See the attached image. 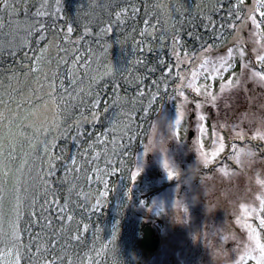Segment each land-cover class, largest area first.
<instances>
[{"label":"rangeland","instance_id":"374dc122","mask_svg":"<svg viewBox=\"0 0 264 264\" xmlns=\"http://www.w3.org/2000/svg\"><path fill=\"white\" fill-rule=\"evenodd\" d=\"M148 1L151 2L147 8L151 24L156 19L159 22L156 28L170 32V42L173 31L179 33L180 47L176 52L180 53V60H176L172 44L166 41L167 47L157 53L167 65L160 70L166 79L161 81L162 76L157 77V71L149 77L148 72L144 75L141 69L135 67L132 71L133 67L130 66L129 77L135 72L142 75V82L147 80L152 89L150 93L157 92L159 88L156 98H162L155 101L150 109L146 104L144 116L135 114L132 117L135 138L131 140L130 149L125 154L114 158L117 182L113 179L116 176L109 180L108 195L98 209L103 214L101 216L110 211L119 215L125 226L139 231V236L143 222L151 221L154 224L161 236L160 248L145 260H141V251H138L136 258L141 260V264H235L244 253L243 245L252 243L248 240V224L260 232V241L264 243V230L259 229L258 220L254 215L247 216L240 208L243 204L248 209L259 210L260 199L264 198V86L261 85L264 83V64L257 59L264 55V23L261 10L256 8L258 0H211L213 5L209 0V5L202 0ZM253 16L257 24L261 25L259 28L252 24L250 17ZM170 20L173 22L172 29L168 26ZM145 27L148 25L143 21L140 27L131 32V43ZM71 36L68 43L69 47H74V53L73 56L68 55L70 59L64 65V72L55 70L57 74L52 75L53 82L42 79L50 88H46L48 86L40 80L34 79L33 83L28 77H0V97L12 95L7 101L0 100V161L5 164L1 174L8 175L10 170L12 174L7 176L9 182L16 180L12 156L29 177L41 179L44 174L43 165H40L43 159L41 153L47 146L53 148L55 144V155H49L50 162L56 159L62 148L63 143L56 142L54 132L65 126L62 121L66 113L62 119H58V105L53 103V96L57 98L59 95L61 82L63 87L70 83L69 74L84 68L81 64L85 51L75 44L78 36ZM116 39L114 42L119 41ZM34 43L41 44V41L37 38ZM37 47L33 45V50L27 48V51L36 52ZM229 49L233 50L230 60L232 68L226 73L222 72L221 80L213 69L219 66L222 56L227 57ZM44 50L47 48L41 49ZM240 51L244 52L243 57L239 56ZM23 54L20 50L13 59L14 63L25 67L30 62L22 58ZM111 57L101 61V67H110L108 62ZM136 58L135 53L132 64L137 61ZM79 59L82 62H78ZM155 59H151L150 64H154L152 62ZM206 60L209 63L202 69L201 65ZM153 68L147 71L152 72ZM168 69H173L171 74ZM95 71L87 72L93 78ZM193 72L198 73V86L207 84L208 90L217 95L215 107L206 103L204 96L195 94L187 87ZM212 76L216 78L212 79ZM230 79H239L241 84L238 87H226L221 92L220 84H227ZM155 81L161 82L155 84ZM95 83L90 84V88H94ZM53 84L57 88L55 93L50 91ZM99 88L103 92L106 90L102 84ZM177 90L184 91L188 98L186 102ZM43 92L51 94L47 97ZM33 97L38 99L37 102L33 100L27 105L25 102ZM8 101H14L13 105ZM196 103H201L202 108L197 109ZM182 104L184 116L177 135H173ZM198 114L205 115L203 122L198 120ZM57 122L60 127L54 131ZM201 123L205 129L203 134L199 131ZM43 129L48 131H38ZM63 131L67 132L66 129ZM130 134L128 132L121 139L129 141ZM96 137L98 140L100 134ZM154 137L165 141L163 151H152L149 147ZM201 144L205 155L212 161L207 168L203 166L197 151ZM220 144L224 145L223 150L217 152ZM11 147H16L19 152H15L17 156L13 155V150L7 151ZM22 150L29 157L24 156ZM240 151L256 155L241 156V162L237 163L236 156ZM213 153L216 155L213 156ZM198 155L201 163L196 166ZM84 157L89 158L91 154ZM165 159L178 176L169 178L163 167ZM87 160L92 163V159ZM120 160L124 161L122 167L119 165ZM220 168H224L225 172H220ZM137 169L139 174L133 180L131 173ZM122 170L126 171V183L120 178L125 176L124 173L118 174ZM190 171L192 179H189ZM112 200L114 206L110 203ZM125 204L127 208L123 210ZM237 218H240V223L236 222ZM222 236H227L228 241H222ZM248 264H255V261L249 260Z\"/></svg>","mask_w":264,"mask_h":264},{"label":"trees","instance_id":"16d2710c","mask_svg":"<svg viewBox=\"0 0 264 264\" xmlns=\"http://www.w3.org/2000/svg\"><path fill=\"white\" fill-rule=\"evenodd\" d=\"M203 1L206 5L212 3L211 0H209V3L207 0H202V2ZM40 2L41 0H27V3H21L16 6V13L11 17H9L7 13L3 14V23L5 27L0 31V77L3 75L5 77L11 76L20 79L28 77L33 83L35 82L34 79H36L48 86L42 79L46 78L53 82L52 75L57 74V70L58 72H64V65L68 63L70 59L68 55L73 56L74 47H69L68 43V40L72 39V34L78 36V40H76L75 44L78 46L80 45L82 51H85V54L83 55V62L80 59L78 60V62H82L81 67L84 68L69 74L70 83L65 87H59L61 91H58L59 95L57 99L61 94H64L65 89H67L68 93L65 95V99L67 100L69 96L78 97V99L72 100V104L78 106L71 107L70 105L67 109L61 107L63 109L62 111L66 113L63 117L64 122L61 120L62 125L65 126L61 127V130L54 132V134L57 138V141H55L60 144L63 143V145L58 153L59 155H56V159H51L50 162L48 160L49 155L51 157L55 153V144L51 143V145L54 144L53 148L47 146V152L43 147L44 151L41 153L43 159L40 160V165L42 164V168L44 169V174H42L43 177L41 179H35V177L32 176L29 177L28 173H26L22 166L17 164V161L11 154L14 160L13 165L16 167V180L14 182H9L7 181V176L9 175L10 177L12 173L8 169L9 174L3 176L1 174V169L4 168L3 165L5 164H3V161H0V183L7 187L5 188L4 186V229L8 233L12 231L11 224L16 221V197L19 195L23 202L20 211L21 220L19 221V225L21 240L24 243H27L31 237L37 234L43 235L47 233L48 229L45 225L48 220L52 221L54 227H59L60 225V220L57 216V206L55 204L50 205L44 203L43 180L51 166L55 165L56 175L47 176L46 178L49 186L54 188L58 193L55 197L57 202L63 203L67 199L68 194L65 185L61 184L60 181L67 170L66 165H70L72 161L75 160L76 166L82 167L85 172H87L89 167L95 169L96 164L90 163L87 159H93L96 153L99 152L101 153V158L97 160V163L101 169H104L108 167V165L104 163L105 159L113 162L116 156L119 157L121 144H131L130 140L124 142V140L121 139L122 136H125V133L128 134L126 125L129 124V114H131V117L135 114L144 116V111L142 109H145V105L148 104V100L151 99L149 93L152 89L147 80L146 82H142L144 77H142V75L139 76L137 72L129 77L130 73H128V70L130 66L133 67L132 71L136 67V69H141L144 75L145 72H148L147 76L149 77L152 76V73L157 71V77H161L163 74L160 70L165 66L159 63L160 57L162 56H158L157 53L164 51L168 45L166 44L167 42L171 43L169 41L171 33L168 31L164 32L169 35L168 37L165 36V39L162 41L158 39L159 34L162 32L159 28H155V35L148 37H142L139 32L134 42H130L129 36L131 32L137 27H140L143 21H145V12L148 13L147 8L151 6V2L148 0H132L135 6L140 9V12L135 18H128L127 16L122 17L123 22L119 24L115 21V12L128 7L129 0H61L60 12L57 13L55 17L51 19L48 17L40 18L45 22L46 30L36 31V28H33L32 35L27 37V42L22 47L16 46L15 43H10L14 41V37L17 34L20 36H25L27 34V28L30 24L34 23L31 17L39 7ZM55 7L56 5L52 4V8L55 9ZM69 18L71 19L68 22ZM52 20H55L54 25L52 24ZM152 22V25L155 26L159 23L156 19ZM172 24L173 22L170 20L168 26L171 29ZM36 27H38V25ZM68 27L73 28V32L70 35H66ZM108 27H111V31H108L106 34L101 33L100 30L102 28ZM86 32L90 34L86 35ZM149 32H152V28H149ZM41 36H43V39H41ZM37 38L40 39L41 44L34 43L37 41ZM115 38L119 41L114 42ZM142 40L144 41L143 43H141ZM77 41H79V43H77ZM33 45H38V50L29 53L27 50L32 49ZM45 48H47V50L41 51V49ZM20 50L24 53L22 58L30 62L29 65L25 67L21 64L14 63L15 60L13 57ZM135 53L137 54V61L132 64L131 59ZM107 57H111V61L108 62L110 67L106 65V67H101V61L105 60ZM154 57H156L152 62L154 64H150V60H153ZM152 67H154V71H147ZM109 68H111V75L105 76L104 73L107 72ZM90 70H97L95 71V75L93 74V78L87 72ZM73 74H75V80L77 82L75 84L71 82L73 81ZM62 79L64 82L65 79L63 77ZM92 83H95L94 88H90V84ZM100 84H102V87L106 88L104 92L99 88ZM123 86H126V88L123 89ZM46 88L50 87L48 86ZM80 89L84 90L83 94L80 93ZM50 91H53V89ZM140 91L145 93V96L140 98L143 103H137L136 109L133 111L131 101L138 96ZM43 93L47 97L51 94L50 92ZM103 93H105V96H103ZM11 96L12 95H6L0 97V100L3 101L6 99L7 101V98ZM34 97L32 100H28V102L26 101L25 103L28 105V103L33 100L37 102L38 99ZM93 97H98L100 100L99 109L91 108V104L94 102ZM117 97L120 98V102L113 103ZM125 98L127 99L125 100ZM161 98L162 97H158L155 101ZM80 100L83 101L82 104ZM13 102L14 101H8V103L12 105ZM21 106L22 108L24 107L23 102H21ZM69 112L71 116L68 115ZM93 112H96L98 116L95 120L93 119ZM131 128L134 132L132 124ZM56 129H54V131ZM63 129H66L67 132L63 131ZM98 133L100 134V138L97 140L96 135ZM130 133L131 132H129V134ZM112 141H115V145H113ZM114 148L116 150V155H113ZM7 149L9 152L13 150V155L17 156L15 153L18 152L16 147ZM128 149H130V146L126 150ZM126 150L123 151V154L126 153ZM22 152L23 150L21 153ZM89 153L91 157H84L86 154L89 155ZM23 155L29 157V155L24 152ZM102 162L104 164H101ZM122 173H124L125 176H120V178L126 183V171H118L119 175ZM115 176L116 175L107 177L108 181ZM117 178L118 176L113 178L114 182H117ZM96 187L99 191L104 190L102 185H96ZM18 188L19 193L17 192ZM25 189H27V191H25ZM33 197L36 199V204L30 207L29 202ZM52 199L53 196H47L49 202ZM73 199L75 202V198ZM105 199L104 197L103 202ZM110 203L113 206L115 205L114 200ZM90 206L91 205H89V209H86L87 217L84 221L89 224L88 232L85 234V244L83 246H76L73 241L66 252L61 253V255L66 257L64 264H68L69 261H71L72 264H92L93 261H95V264H131L138 254L136 241L140 238L139 231L130 226H125L119 215L113 214L112 211L108 212L105 216H101L103 214L99 209L94 211ZM122 208L125 210L127 205L125 204ZM79 218L80 212L77 210L75 219ZM64 223H67V221H64Z\"/></svg>","mask_w":264,"mask_h":264},{"label":"snow or ice","instance_id":"6c2138e0","mask_svg":"<svg viewBox=\"0 0 264 264\" xmlns=\"http://www.w3.org/2000/svg\"><path fill=\"white\" fill-rule=\"evenodd\" d=\"M239 2V0H238ZM21 3H27V0H0V4H2V7H0V31L3 30L5 27L3 23L4 19V13H7L9 17L14 15L16 13V6ZM60 3L61 0H41L39 3V7L36 9L34 15L31 17L32 20H34V23L30 24V26L26 30L25 36H20L17 34L14 37V41L10 43H15L16 46L22 47L27 42V37L32 35V29L36 28V31H44L45 28V22L40 19L43 17H48L49 19L55 17L57 13L60 12ZM52 4H55V9L52 8ZM256 8L258 10H261V16H262V23H264V0H258L256 4ZM229 11H235L233 9H229ZM140 12V9L135 6V4L132 2V0H129V6L126 8L121 9L120 11L115 12V21L116 23H121L122 17L127 16L128 18H135L138 13ZM243 19V17H241ZM252 24H255L258 28L261 26L260 24H257L256 18L250 17ZM144 23L148 25V27H145L141 30L140 35L142 37H148L155 35V25H152L150 22V19L148 18V13L145 12V21ZM183 23V22H181ZM52 24H55V20H52ZM38 25V27H36ZM207 27V25L205 26ZM149 28H152V32H149ZM101 33L106 34L108 31H111V27L108 28H102ZM73 32L72 27L67 28V34L70 35ZM90 33L86 32V35ZM100 38V37H98ZM41 39H43V36H41ZM158 39L161 41L165 39V33L161 32L158 36ZM144 41L142 40L141 43ZM79 43V41H77ZM171 44L173 47V53L176 56V60H180V53L176 52V49L180 47V36L179 33L174 32L171 35ZM244 52L240 51L239 56L243 57ZM233 58V50L229 49L227 52V57H221L219 66L214 68V72L216 75L220 76L221 80H223V73H226L229 71L230 68H232V64L230 63V60ZM258 61L261 64H264V55H260L257 57ZM161 65L165 64V61L161 59L159 61ZM209 63L207 60L204 62V64L201 65V68L203 69L204 66ZM155 69H153L154 71ZM173 69H168L169 74H171ZM105 76L111 75V68L107 72L104 73ZM179 75V74H177ZM253 76L256 75V73H252ZM198 73L193 72L192 73V79L188 81L187 87L192 89V91L197 95H202L205 97V102L210 104L211 106L215 107L217 102V95L213 94V92L209 91V86L207 84L203 86H198L197 81ZM216 76H212V79H215ZM139 79V78H137ZM166 79V77H161V81ZM161 81H155V84H159ZM74 84L77 83L75 80V74H73V81ZM241 84V81L239 79L235 80H228L227 84L221 83L220 84V91L223 92L226 87L232 88V87H238ZM264 86V83L261 84ZM61 87H63V83L61 82ZM54 93L57 91L55 88V85H52ZM178 95L181 97H184L185 102L187 101V97L185 96L184 91L177 90ZM84 90L80 89V93L83 94ZM159 92V88H157V92L149 93L151 99L148 100V108H152L153 103L156 100L157 93ZM68 93V90L65 89V93L61 94L59 98L57 99L55 95L53 96V103L58 105L57 107V117L64 116L65 113L60 111V107H63L67 109L70 105L71 107H77L78 105H73L72 100L78 99V97L75 96H69V98L66 100L65 95ZM145 96V93L143 91H140L138 93V96L131 101L132 109L133 111L136 109L137 103H143V101L140 99ZM94 102L91 104L92 109H97L100 100L98 97H93ZM127 98H125L126 100ZM120 98L117 97L116 100L113 101V103H119ZM80 103L82 104L83 101L80 100ZM183 104L181 105L180 111L178 112V118L175 121V128L173 129V135H177V130L179 129L181 125V120L184 116L183 111ZM195 107L197 109L202 108L201 103H196ZM143 111H147V109H142ZM69 116H71V113H68ZM93 119H97V113L93 112ZM0 118H2V114H0ZM205 115L198 114V120L203 122L205 120ZM132 124V117L131 114H129V124L126 125L128 132H131L132 135L128 136V139L131 141L133 138H135V132H133L131 128ZM57 129H59L60 124L57 122L54 125ZM78 127V126H77ZM38 131H48V129L38 130ZM199 131L201 134L204 133V125L201 123L199 125ZM127 135V133H125ZM45 144H47V141H44ZM113 145H115V141H112ZM91 147V146H90ZM129 147V145H120V155H123V151L126 150ZM224 145L220 144L219 149H217V152L223 150ZM45 151L47 152V147L45 148ZM200 157L202 158V163L205 168L209 167V165L212 163V161L205 155L203 151V145L201 144L199 148L197 149ZM113 155H116L115 148L113 149ZM216 153H213V156H215ZM256 155V153L252 152H243L240 151L237 153L236 156V162H241V156H252ZM101 158V153L97 152L95 157L92 159V163L96 164L95 169L92 167H89L87 172L84 171L82 167L76 166V161L73 160L70 165H66V171L64 173L63 178L61 179L60 183L65 185L66 191H67V199L63 203H58L55 199L56 195L58 194L54 188H51L49 186L47 176H55V165L51 166L49 168L48 173L46 174V177L43 180V187L44 192L43 195L45 197L44 203L46 204H55L57 206V216L60 220L59 227H54L51 220H48L45 227L48 229L47 233L41 235L37 234L34 237H31L27 243L22 242L21 236H20V225L19 221L21 220V207L23 202L21 201V198L19 195H17V205H16V221L11 224L12 231L11 233H8L4 229V214H3V200H4V185L0 183V264H64V261L66 257L64 255H61V253L66 252L67 248L72 244V242H75L76 246H83L85 244V234L88 232L89 224L84 222L87 217L86 209H89V204L86 203L82 197L81 194L85 191H95L97 193V199L94 205H91V209H98L100 205L103 202V198L108 195V179L107 177L115 175L117 168L112 166V161L105 159L104 163L108 165L107 168L101 169L99 167V164L97 163V160ZM124 164L123 160L119 161V165L122 167ZM163 167L168 172V176L170 179L178 176V173L171 167L168 160L165 159L163 161ZM220 172H225L224 168H220ZM91 173V174H89ZM139 174V169L137 171L131 173V178L133 180L136 179L137 175ZM7 175V173H5ZM70 177V178H69ZM96 185H103L104 190L99 191L96 187ZM27 191V189H25ZM17 192L19 193V188L17 189ZM53 196V199L49 202L47 200V196ZM75 198V202L74 199ZM36 204L35 197L32 198V200L29 202V206H33ZM240 208L244 213L247 214V216H255V219L258 220L259 224L258 227L261 230H264V198L260 199L259 202V210L256 208L248 209L245 207V205L241 204ZM77 210L80 212V218L75 219ZM185 210V209H184ZM186 211V210H185ZM64 221H67V223H64ZM237 223H240V218H237ZM248 229V240L252 242L250 245L246 244L243 245L244 253L239 256V259L235 261V264H248L249 260H254L255 264H264V243H261L260 241V232L257 231L255 227L252 226V224L247 225ZM227 236H222L221 240L224 242L228 241ZM239 251V249H237ZM78 256V254H77ZM79 259V257H78ZM68 264H72L71 261L68 262ZM92 264H95V261L92 262Z\"/></svg>","mask_w":264,"mask_h":264},{"label":"water","instance_id":"95a60500","mask_svg":"<svg viewBox=\"0 0 264 264\" xmlns=\"http://www.w3.org/2000/svg\"><path fill=\"white\" fill-rule=\"evenodd\" d=\"M160 244L159 235L156 234L154 227L150 223H145L142 227V237L138 241L137 246L142 250L144 256L152 254L156 251ZM141 262L138 261V264Z\"/></svg>","mask_w":264,"mask_h":264},{"label":"clouds","instance_id":"9594fccd","mask_svg":"<svg viewBox=\"0 0 264 264\" xmlns=\"http://www.w3.org/2000/svg\"><path fill=\"white\" fill-rule=\"evenodd\" d=\"M164 143L165 141L162 139H157L156 137L153 138L152 142L150 143L149 147L153 150L159 149L160 151L164 150ZM201 163V160L199 158V155L197 157V165ZM195 166V167H196ZM193 167V168H195ZM193 175L192 172L190 171V176L189 179H192ZM82 199L85 200L86 203H88L89 205H94L97 199V193L95 191H85L84 193H82Z\"/></svg>","mask_w":264,"mask_h":264}]
</instances>
